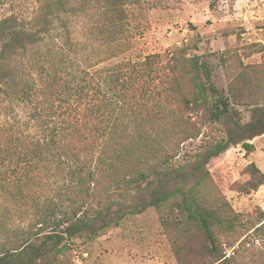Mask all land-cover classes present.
Here are the masks:
<instances>
[{"label": "trees", "instance_id": "16d2710c", "mask_svg": "<svg viewBox=\"0 0 264 264\" xmlns=\"http://www.w3.org/2000/svg\"><path fill=\"white\" fill-rule=\"evenodd\" d=\"M139 2L36 0L23 11L0 0V264H57L77 239L165 206L176 264H264V210L246 215L198 195L213 158L252 152L264 135V106L247 122L235 107L251 94L248 67L226 95L185 45L121 57ZM190 110L224 121L226 134L175 168L180 143L200 134ZM249 172L246 192L264 185L255 163ZM122 186L132 200L116 203Z\"/></svg>", "mask_w": 264, "mask_h": 264}, {"label": "rangeland", "instance_id": "374dc122", "mask_svg": "<svg viewBox=\"0 0 264 264\" xmlns=\"http://www.w3.org/2000/svg\"><path fill=\"white\" fill-rule=\"evenodd\" d=\"M13 1L23 11H29L36 2ZM184 45L188 56L196 54L208 63L213 82L226 95L233 73L248 67L251 94L242 97L241 104H235L243 122L251 119L255 105L264 106V0H140L131 6L129 46L121 57L165 55ZM186 113L200 134L180 143L177 155L170 161L175 168L197 161L226 134L224 121H213L201 112ZM179 139L180 135L169 136V145ZM251 163L264 172V135L255 140L252 152L233 146L210 161L209 176L198 187L204 204L226 202L246 215L264 210V185L246 192ZM123 187L113 195L116 203L132 200V194ZM129 190L132 193V188ZM170 209L165 206L163 213ZM163 213L150 207L141 214L127 215L120 225L93 240L77 239L57 264H176L172 247L175 233L171 225L164 226ZM29 229L34 232L37 227ZM11 234L16 238L19 233L14 230ZM6 236L7 232L0 228V240Z\"/></svg>", "mask_w": 264, "mask_h": 264}]
</instances>
